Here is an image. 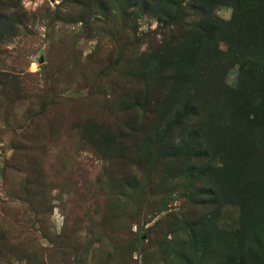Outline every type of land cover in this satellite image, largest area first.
Masks as SVG:
<instances>
[{"label": "rangeland", "instance_id": "obj_1", "mask_svg": "<svg viewBox=\"0 0 264 264\" xmlns=\"http://www.w3.org/2000/svg\"><path fill=\"white\" fill-rule=\"evenodd\" d=\"M0 264H264V0H0Z\"/></svg>", "mask_w": 264, "mask_h": 264}, {"label": "trees", "instance_id": "obj_2", "mask_svg": "<svg viewBox=\"0 0 264 264\" xmlns=\"http://www.w3.org/2000/svg\"><path fill=\"white\" fill-rule=\"evenodd\" d=\"M207 10L205 9V13H207L208 19L206 21L212 20L209 18L210 10L211 8L209 7L210 5H203ZM214 29L213 26H209L208 30L206 29L203 33L206 34L208 31L209 33L212 32ZM187 39V38H186ZM186 39L183 38L182 40L184 43L180 44L177 46V51L173 52V55H170L168 52L169 46L166 47V53L164 55L165 60H166V65L168 67L169 72L171 73L172 79L175 80V82L179 81V78L188 76L186 74L187 69H191L192 67L197 66L196 58L198 59V54H197V47L194 45L191 46V44H186ZM185 74V75H183Z\"/></svg>", "mask_w": 264, "mask_h": 264}]
</instances>
